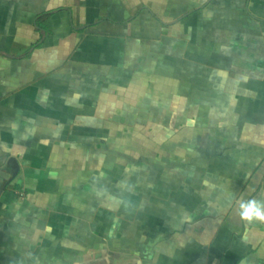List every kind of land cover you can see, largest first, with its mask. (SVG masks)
<instances>
[{
	"label": "crops",
	"instance_id": "obj_1",
	"mask_svg": "<svg viewBox=\"0 0 264 264\" xmlns=\"http://www.w3.org/2000/svg\"><path fill=\"white\" fill-rule=\"evenodd\" d=\"M264 0H0V264H264Z\"/></svg>",
	"mask_w": 264,
	"mask_h": 264
},
{
	"label": "clouds",
	"instance_id": "obj_2",
	"mask_svg": "<svg viewBox=\"0 0 264 264\" xmlns=\"http://www.w3.org/2000/svg\"><path fill=\"white\" fill-rule=\"evenodd\" d=\"M239 214L245 221H264V201L255 199L241 200L239 202Z\"/></svg>",
	"mask_w": 264,
	"mask_h": 264
}]
</instances>
